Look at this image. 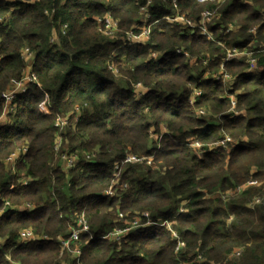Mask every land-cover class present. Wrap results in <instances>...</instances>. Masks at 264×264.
I'll return each instance as SVG.
<instances>
[{"label": "trees", "instance_id": "obj_1", "mask_svg": "<svg viewBox=\"0 0 264 264\" xmlns=\"http://www.w3.org/2000/svg\"><path fill=\"white\" fill-rule=\"evenodd\" d=\"M147 1L0 0V116L2 92L26 69L25 47L34 54L39 83L16 96L15 111L0 123V264H76L66 250L59 256L56 240L22 244L18 238L24 229L51 239L66 236L81 214L89 226L80 236L82 264H181L191 261L193 250L205 257L202 264H264V0H177L178 11L190 19L216 9L219 23L209 29L225 28L211 39L165 20L172 0H150L145 44L122 45L98 31L97 18L107 15L121 36L134 30ZM249 44L255 71H247L244 59L223 61L228 49ZM217 71L233 77L231 90L203 77ZM138 83L148 88L139 98ZM191 86L201 90L192 106ZM77 107L78 122L58 131L56 116ZM199 107L212 114L199 115ZM160 124L168 132L155 141L151 131ZM57 133L60 152H90L94 159L79 157L77 166L64 170L53 151ZM225 134L238 143L209 149ZM187 138L201 143L202 155ZM22 146L28 150L11 171L5 158ZM125 149L152 160L123 164L118 184L127 187L103 195ZM21 178L31 180L23 185ZM251 179L259 185L245 186ZM237 187L244 189L235 198L214 197L236 194ZM256 195L261 201L248 206ZM26 204L32 209H23ZM136 215L152 223L130 230L119 243L104 238ZM167 222L185 244L179 255ZM239 248L240 256L226 261Z\"/></svg>", "mask_w": 264, "mask_h": 264}, {"label": "built area", "instance_id": "obj_2", "mask_svg": "<svg viewBox=\"0 0 264 264\" xmlns=\"http://www.w3.org/2000/svg\"><path fill=\"white\" fill-rule=\"evenodd\" d=\"M10 2H18V1H24V0H8ZM210 1H215V0H210ZM221 2H224V0H220ZM151 1L148 0L147 4H144L142 6H140L139 8V12L140 14H142V19H141V24H139V26H136L134 31H128L126 33L127 35V39L128 41H136L134 43L137 44H145L146 41H148L149 37H150V25L147 24L149 18H150V9H149V3ZM216 2V1H215ZM172 5L173 8H177V0H172ZM163 18L171 23H178L181 27V29H186L189 30L191 33H195L196 31H198L200 34L202 35H206L208 38H212L211 34L208 32V24L210 23L211 19H212V12L211 11H207L204 10L201 12L200 17L198 19H190L185 17L183 14L181 13H172L170 15H165L163 16ZM97 23H98V31L101 34L104 35H112L113 31L111 29H113V27L117 26V22H110V20L108 18H104L103 20L100 18H97ZM66 26L63 25L62 28L64 29ZM254 31V28L251 30ZM109 32V33H106ZM51 41H56L55 35H53L51 37ZM236 49H233L232 51H235ZM178 52H182L181 49H177ZM227 51L226 53L228 54ZM250 52V56L251 57V63L248 64V72L250 71H255L256 70V65L255 64V57L252 56V52ZM21 55L23 57V59L25 60L26 63V69L24 71V73L22 74V76L19 79H15L11 81V84L9 85L8 89H6L5 91L2 92L1 97L4 100V110L2 115L0 116V122L7 119L8 116L13 113L16 109V105L14 103V100L16 98L17 95L24 93L29 84L31 83H35L36 85L39 86V83L37 81V77L35 75V73L32 71V64H33V58H34V54L33 52H31L27 47H25L22 52ZM153 57H156V54L153 53L152 54ZM231 58H227V56H225V58L223 59V61H230ZM203 63H206V61H204ZM222 66V64H221ZM205 74H207L208 76H206V78L211 77L216 81H221L222 83H224L225 80H228L230 82V84H233V77L228 74V73H224L222 71H217L215 73H208L206 72ZM140 84V83H138ZM137 84V85H138ZM143 93H141L142 95ZM201 94V92L199 91H195L193 93H190V96L188 98V102L189 104L192 106L195 103V99L197 96H199ZM234 95V94H233ZM229 99L231 100V111L235 114H238L239 112H237L235 110V97L234 96H229ZM199 115H203L205 116L208 112L204 109V108H197L196 109ZM79 114H80V108L77 107L75 108L72 112H69L67 114L64 115H57L54 121V126L56 129H58V131H62L65 128L68 127H73L79 119ZM198 115V116H199ZM166 133V131H165ZM227 135L225 134L224 138L219 140L216 143H211L209 144V149L215 148V147H225L226 144H229L230 141L226 140ZM189 146L199 150V152H201V143L195 139L189 138L187 139ZM196 145L194 146L193 145ZM62 146V138L61 135L59 133L56 134V138L54 141V145H53V151H55L56 153L59 154V159H60V165L64 170H69L75 166L78 165L79 163V157H82V159L87 162V161H91L94 159V154L87 152V153H83L82 155H80L78 152H74V153H69L67 151H62L60 152V148ZM28 150L27 146H22L17 148L14 152H12L7 158H5V163L8 165L9 170L14 171L15 169V163L17 161L20 160V158L26 154ZM144 160L147 161V163L151 162V158L150 157H140L137 156L136 154H134L133 152H131L128 149H125V151L123 152V158L120 161H115L113 164V169H112V184L106 189L104 190V194L106 196H114L116 193L117 188L119 189H123L126 188L127 185L126 184H118V180L120 178V171H121V166L125 163H141ZM30 178H21V184L23 185H27L30 182ZM240 188H237V190H239ZM256 203L260 202V199H256L255 200ZM5 205H10V203L8 201H5L4 203ZM23 209H32V205L30 204H26L25 207ZM180 210H183V208H180ZM1 212V211H0ZM143 216L148 218V213L147 212H143L142 214ZM137 216L140 215H136L132 220H130L129 222H126L125 226L123 228H116L115 231H117V229L119 231H121L124 235L128 234V232L134 228H137L139 226H148L150 225L152 222H150L149 220H146L144 223H141V218ZM120 219H122V214H119ZM167 228L171 231V235L172 237L176 240V245H175V252L177 253L179 251V249L183 246H185L184 242H182L179 239L178 234L171 229L170 227V223L167 222L166 223ZM89 231V226L88 223L84 217L83 214H81L76 222L74 223V225H72L70 227L69 233L66 236H60L58 235L57 237H55L54 239H51L47 236H39L36 233H34V231L30 230V229H24L21 230L19 233V238L18 241L21 242L22 244H26L29 243L31 241H35V240H56L58 241V243L60 244V250L62 251H67L70 252L72 255V258L76 261V264H82L80 261V257H81V249H80V236L82 233H86ZM109 234V233H108ZM104 236V238H109V235ZM113 233H110V235H112ZM110 239V238H109ZM0 243H1V239H0ZM240 251L241 249H236L234 251L231 252V255L233 256H239L240 255ZM199 254V253H198ZM198 259H201V256L198 255L197 257ZM194 262V258L190 261V262H182L181 264H193ZM14 264V263H12Z\"/></svg>", "mask_w": 264, "mask_h": 264}, {"label": "rangeland", "instance_id": "obj_3", "mask_svg": "<svg viewBox=\"0 0 264 264\" xmlns=\"http://www.w3.org/2000/svg\"><path fill=\"white\" fill-rule=\"evenodd\" d=\"M200 1H202V0H200ZM216 2V4H223V2H221L220 0H215ZM225 1V0H224ZM246 1H250V0H246ZM212 2H214V1H212ZM207 10V9H206ZM209 10V9H208ZM207 10V11H208ZM212 10H214V9H212ZM209 11H211V10H209ZM173 12L174 13H176V12H178V13H180L179 11H178V8H173ZM212 12V19H211V21H210V23L208 24V32L211 34V36L212 37H215L214 35H215V32H218L219 33V30H224V25H219L218 27V30L217 31H212L211 32V30L209 29V27L211 26V25H214L215 23H219V14H218V12L216 11V9L214 10V11H211ZM105 17H107L109 20H110V22H114L115 21V19H113L112 17H110V16H105ZM142 19V17L140 16V20ZM234 28V27H233ZM112 31H113V33H112V35H109V36H107V35H104V34H102V36L103 37H105V38H109L110 40H119L120 42H122V45H133V44H137V43H134V42H136V41H128V39H127V35H126V33L128 32H126L125 33V35H123V36H121V34L118 32V28H117V26L115 27H113V29H111ZM134 30H136V29H134ZM133 29H131V31H134ZM130 31V30H129ZM227 31V30H226ZM106 33H109V32H106ZM217 33V34H218ZM253 42H251V44H252ZM260 48H264V44L263 43H261L260 44ZM233 49H236L235 51H232ZM249 49H250V44L246 47V48H231V49H228L227 51H230V52H228V54L226 53V56H227V58H231V59H244V61H245V63H247V64H250L251 63V57H249L250 56V52H249ZM225 58V57H224ZM193 62H194V59H193ZM255 64H257V59H255ZM110 67L112 68V70L114 71V73H116L115 74V76L116 77H118L119 78V73H118V67L114 64V65H110ZM121 68H123V69H125V68H127V64L126 63H124V62H122L121 63V66H120ZM206 76H208L207 74H204V78H206ZM229 80V79H228ZM228 80H225L224 81V85L227 87V90H231L232 88H233V84H230V82L228 81ZM191 93H193V92H195V91H199V92H201V90L200 89H198V88H196V87H193V86H191ZM148 91V88L147 87H145L143 84H138V85H134V93H135V95L137 96V98H139V97H141L142 95H141V93H146ZM229 96H234L232 93H229ZM237 112H239L240 110H236ZM241 112H243L244 113V111L243 110H241ZM209 113H210V111H209ZM209 113L208 114H206V116H209ZM212 113H210V115H211ZM165 126H164V124H160L159 125V131L158 132H154V130H152L151 131V135L154 137V139H155V141L156 140H158L160 137H161V135L162 134H164L165 132L163 131V130H165L166 132H168L166 129L167 128H165ZM225 136V135H224ZM187 139H189V138H187ZM226 140H228V141H230L229 142V144H236V143H238V141H239V139H237V138H231L230 136H228L227 135V138H226ZM193 145H194V143H193ZM233 145H228V144H226V146H225V149L226 150H229L230 148H231V146H233ZM194 146H196V145H194ZM201 155L203 154L202 152L200 153ZM151 160H152V158H151ZM149 164V163H148ZM248 185H251V186H258L259 185V183L257 182V181H255V180H253V179H251L250 181H248L247 182V184H245V186H248ZM237 188H240L239 190H237ZM236 188V191H237V193L235 194L234 193V191H232V190H228V191H225V192H217L216 194H214V197H219V198H221L223 201H226V200H228L229 198H235V196L237 197V195L238 194H240L241 192H242V190L244 189L243 187H237ZM256 199H261V197H259V196H255V197H253L252 198V200L247 204L248 206H253V205H255L256 204V202H255V200ZM261 201V200H260ZM182 204H184V202L182 203ZM181 208H182V206H181ZM138 217H140V216H137V218ZM114 230H116V228L114 229ZM114 230H112L111 232H109V238H111L113 241H115V242H117V243H119L121 240H122V238H124L126 235H124L121 231H119L118 229H117V231H115L114 232ZM110 233H113L112 235H110ZM179 236V235H178ZM109 238H107V239H109ZM179 239L182 241V239L179 237ZM183 242V241H182ZM186 249H185V246H183V247H181L180 249H179V251L176 253L175 252V249H174V252H175V254H177V255H179L181 252H183V251H185ZM63 252V251H62ZM61 252V250H60V254H59V256H61V257H63V254L64 253H62ZM69 256H70V258H71V254H70V252H68L67 253ZM240 254H241V251H240ZM198 255H200L201 256V259H198L197 257H198ZM240 256V255H239ZM239 256H233V255H231V253H229L227 256H226V261H228V260H233V259H236V258H238ZM69 258V257H68ZM70 258L68 259V260H70ZM187 258L189 259V260H192L193 258H194V262H193V264H202L203 262H205V257L202 255V253H196V254H194V250L193 251H190L189 252V254H187ZM72 260H73V258H71ZM61 260L63 261L64 259L63 258H61ZM71 261V260H70ZM73 261H75V260H73ZM225 261V262H226ZM64 264H71V262L69 263L68 261H66V263H64Z\"/></svg>", "mask_w": 264, "mask_h": 264}, {"label": "crops", "instance_id": "obj_4", "mask_svg": "<svg viewBox=\"0 0 264 264\" xmlns=\"http://www.w3.org/2000/svg\"><path fill=\"white\" fill-rule=\"evenodd\" d=\"M107 16H109V15H107ZM107 18V17H106ZM8 121V119H5V120H3V121H1L0 123H4V122H7ZM165 129V128H164ZM164 132H165V130H163Z\"/></svg>", "mask_w": 264, "mask_h": 264}, {"label": "bare ground", "instance_id": "obj_5", "mask_svg": "<svg viewBox=\"0 0 264 264\" xmlns=\"http://www.w3.org/2000/svg\"><path fill=\"white\" fill-rule=\"evenodd\" d=\"M147 4V3H146ZM142 15V14H141Z\"/></svg>", "mask_w": 264, "mask_h": 264}]
</instances>
